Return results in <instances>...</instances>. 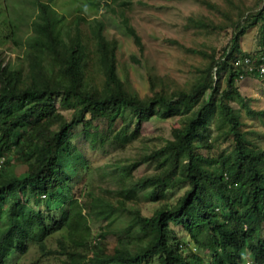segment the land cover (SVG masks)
Instances as JSON below:
<instances>
[{
	"label": "trees",
	"instance_id": "obj_1",
	"mask_svg": "<svg viewBox=\"0 0 264 264\" xmlns=\"http://www.w3.org/2000/svg\"><path fill=\"white\" fill-rule=\"evenodd\" d=\"M132 1L22 0L13 3L12 16L8 1L0 0V264L25 253L29 243L58 255L61 264H264V147L242 116L263 118L264 109H251L235 87L243 75L264 81V7L250 12L256 4L244 0L230 1L234 9L198 0L221 19L192 14L186 20L204 29L231 27L229 41L220 51L187 48L208 57L198 77L179 84L149 73L148 92L140 95L120 74L117 40L95 14L109 12L142 52L127 13ZM83 24L100 84L92 77ZM251 26L259 31L256 53L238 41ZM153 117H177L179 125L141 157L100 165L98 180L111 185L74 192L75 163H88L70 139L74 126L81 125L94 148L124 146ZM151 160L153 170L133 173ZM16 164L25 167L17 172ZM178 186L182 192L167 200ZM139 195L156 203L151 214L141 211ZM50 237L56 247L46 244Z\"/></svg>",
	"mask_w": 264,
	"mask_h": 264
},
{
	"label": "rangeland",
	"instance_id": "obj_2",
	"mask_svg": "<svg viewBox=\"0 0 264 264\" xmlns=\"http://www.w3.org/2000/svg\"><path fill=\"white\" fill-rule=\"evenodd\" d=\"M7 1L9 4L8 10L11 11L10 14L15 16V13L12 12L14 11L12 10L13 3L17 5L22 0ZM212 1L225 7L233 8L230 1L231 3H235L238 0ZM246 4H256V6H252L251 10H249L250 12H256L261 7H264V0H244L242 5ZM127 13L131 18L132 25L141 36L143 43L142 52L138 51L131 36L123 30L115 17L111 16L109 12H103L101 9L99 12H95L97 16L104 20L106 34L110 37H115L117 40V55L122 67V69H119L120 74L123 75L124 71L126 72L127 78L125 80L140 95H145L148 92L149 81L147 76L149 73L167 75L179 84H186L196 79L199 75L198 69L203 68L207 64L208 57L187 50V48H198L208 52L211 48H215L217 51H220L231 37V27L204 29L190 25L186 19L192 14L196 16H209L214 18V21L221 19V17L215 16L208 7L198 0H133L131 8ZM26 30L25 26L22 27L21 34ZM81 30L84 34L83 37L87 39V41H84L87 43V48L90 51V68L93 70L92 77L100 84L102 77L95 69L97 65L96 54L85 24L81 26ZM169 38L176 39L182 46L168 41L167 39ZM238 41L240 48L245 52L256 53L260 51L259 31L256 26L247 27ZM8 45V42L4 44V46ZM10 53L14 55L18 53V50H13ZM133 56L138 57L140 64H136L133 61L135 59L132 58ZM235 87L246 98L251 109H264V81L262 79L249 75L239 76L235 81ZM232 99H234L236 105H240V100L237 97H233ZM57 107L60 109L59 104H57ZM63 114L67 115V112L64 111ZM242 116L245 121L244 125L250 131L254 141L264 147V116L263 118H259L257 115L249 116L244 111H242ZM178 125L179 121L177 117H153L143 122L139 137L124 146L106 144L100 147L95 144L96 148L83 138L81 125L74 126L71 129L72 136H70V139L80 148L82 156L88 161L87 165L83 167L80 162L75 163L77 172L70 182L74 192H78L79 187L84 188L87 185H97L99 183L101 185H111L112 183L107 178L101 181L98 180L96 169L100 165L107 164L116 159L125 160L129 157H141L144 153H148L151 149L162 145L166 138L171 137V128ZM154 163L152 160L141 162L135 167L133 173L139 176L147 171H151L154 168ZM24 167V164H16V171L20 172ZM183 189L184 186H178L169 190L167 200L174 201ZM138 199L141 211L146 215L151 214L156 203H151L143 195H139ZM104 223L105 221L103 220L93 224V226H101ZM107 238L112 245L113 236L109 235ZM46 244L49 247H56L54 237L47 238ZM14 254L17 253L11 254V256H8L9 258L6 257V259L8 258L6 264H61V259L58 255H43L34 243L30 244L25 253L18 254L19 256Z\"/></svg>",
	"mask_w": 264,
	"mask_h": 264
},
{
	"label": "built area",
	"instance_id": "obj_3",
	"mask_svg": "<svg viewBox=\"0 0 264 264\" xmlns=\"http://www.w3.org/2000/svg\"><path fill=\"white\" fill-rule=\"evenodd\" d=\"M244 62H245V63H249V62H250V61H249V58H248V57H245V58H244ZM262 70H263V69H262Z\"/></svg>",
	"mask_w": 264,
	"mask_h": 264
},
{
	"label": "bare ground",
	"instance_id": "obj_4",
	"mask_svg": "<svg viewBox=\"0 0 264 264\" xmlns=\"http://www.w3.org/2000/svg\"><path fill=\"white\" fill-rule=\"evenodd\" d=\"M114 1V0H113ZM104 4V3H103ZM45 235V234H44ZM43 236V235H42ZM51 240V239H50ZM28 244V243H27ZM31 244V243H30Z\"/></svg>",
	"mask_w": 264,
	"mask_h": 264
},
{
	"label": "clouds",
	"instance_id": "obj_5",
	"mask_svg": "<svg viewBox=\"0 0 264 264\" xmlns=\"http://www.w3.org/2000/svg\"><path fill=\"white\" fill-rule=\"evenodd\" d=\"M246 264H249V262H247Z\"/></svg>",
	"mask_w": 264,
	"mask_h": 264
}]
</instances>
